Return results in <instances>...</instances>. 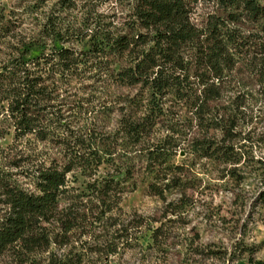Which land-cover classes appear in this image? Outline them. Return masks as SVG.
Here are the masks:
<instances>
[{
    "label": "trees",
    "instance_id": "1",
    "mask_svg": "<svg viewBox=\"0 0 264 264\" xmlns=\"http://www.w3.org/2000/svg\"><path fill=\"white\" fill-rule=\"evenodd\" d=\"M248 98L264 0H0V264H153L195 191L174 157L238 164ZM140 171L160 217L121 205Z\"/></svg>",
    "mask_w": 264,
    "mask_h": 264
},
{
    "label": "rangeland",
    "instance_id": "2",
    "mask_svg": "<svg viewBox=\"0 0 264 264\" xmlns=\"http://www.w3.org/2000/svg\"><path fill=\"white\" fill-rule=\"evenodd\" d=\"M1 2L10 8L18 0ZM40 51L41 48H33L30 55ZM244 112L240 126L241 136L246 134V139L239 140L237 154L233 156L240 158L238 164L225 163L222 157L216 160L201 158L191 151L178 152L174 157L175 162L185 163L188 167L190 192L195 191L184 212L165 215L162 235L160 232L165 243L161 251L153 255V264H243L250 256L253 262L264 260V249L257 248L264 238V205L257 200L259 191L264 189V146L255 141L257 134L264 131L263 101L254 103L248 98ZM193 123L195 125V120ZM28 139L21 144L27 146ZM0 143L2 147L11 145L12 133ZM38 149H41L40 145ZM233 166L236 171L227 173ZM133 176L137 185L121 203L127 217L134 212L146 218L160 217L161 202L148 193L144 174L140 171ZM174 196L176 194L168 195L169 198ZM143 233L139 242L146 247L152 242L151 231L145 229ZM195 246L197 253L192 250ZM208 250L211 253H207ZM128 257L129 253L125 255Z\"/></svg>",
    "mask_w": 264,
    "mask_h": 264
}]
</instances>
